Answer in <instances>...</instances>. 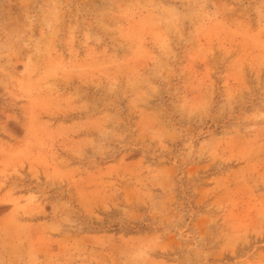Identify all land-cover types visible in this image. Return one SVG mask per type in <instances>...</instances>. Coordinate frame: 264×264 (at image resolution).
<instances>
[{"label":"rangeland","instance_id":"obj_1","mask_svg":"<svg viewBox=\"0 0 264 264\" xmlns=\"http://www.w3.org/2000/svg\"><path fill=\"white\" fill-rule=\"evenodd\" d=\"M0 264H264V0H0Z\"/></svg>","mask_w":264,"mask_h":264}]
</instances>
